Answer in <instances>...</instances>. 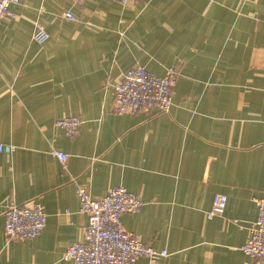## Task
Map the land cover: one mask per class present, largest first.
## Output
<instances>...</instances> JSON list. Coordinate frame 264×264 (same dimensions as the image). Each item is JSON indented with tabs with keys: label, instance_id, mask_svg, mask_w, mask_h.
<instances>
[{
	"label": "crops",
	"instance_id": "0c3cea01",
	"mask_svg": "<svg viewBox=\"0 0 264 264\" xmlns=\"http://www.w3.org/2000/svg\"><path fill=\"white\" fill-rule=\"evenodd\" d=\"M9 11L0 143L15 148L0 152V264H74L63 255L87 225L78 186L139 194L120 224L168 255L136 264H263L241 246L264 198V0H18ZM135 63L159 77L177 66L168 111H114L113 85ZM64 116L82 119L77 135L54 124ZM217 193L226 206L209 218ZM33 200L43 230L6 240L8 204Z\"/></svg>",
	"mask_w": 264,
	"mask_h": 264
},
{
	"label": "built area",
	"instance_id": "2783aa9c",
	"mask_svg": "<svg viewBox=\"0 0 264 264\" xmlns=\"http://www.w3.org/2000/svg\"><path fill=\"white\" fill-rule=\"evenodd\" d=\"M18 0H0V23L9 14V6ZM84 0H75L81 4ZM124 5L129 0H116ZM64 17L74 19L70 11ZM49 34L37 24L32 33V40L38 44L48 40ZM178 75L177 66H169L165 75L155 76L141 64L135 63L122 79L113 85V109L116 113L135 114L140 111L156 109L166 112L172 106L171 91ZM66 136L72 137L80 132L82 119L79 116H64L55 120ZM11 144L0 143V152L10 153ZM50 153L66 168L67 154L51 149ZM79 212L86 215L87 225L82 238L67 247L63 258L74 264H136L139 257H146L150 263L167 256L166 250L156 249L126 230L120 224V216L125 212L135 213L140 210L143 201L139 194L128 191L122 186H115L98 198L86 193L83 187H77ZM257 216L248 226V237L241 246L242 251L254 260L264 264V198L254 199ZM227 196L217 193L214 196L207 216L210 218L223 213ZM46 223V213L38 200L17 204L11 202L5 210L4 237L6 240H27L37 236Z\"/></svg>",
	"mask_w": 264,
	"mask_h": 264
}]
</instances>
